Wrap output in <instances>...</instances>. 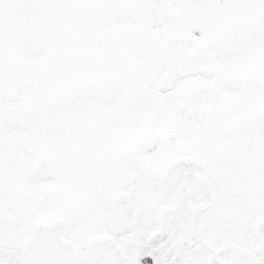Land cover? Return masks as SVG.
<instances>
[{
    "label": "snow or ice",
    "instance_id": "6c2138e0",
    "mask_svg": "<svg viewBox=\"0 0 264 264\" xmlns=\"http://www.w3.org/2000/svg\"><path fill=\"white\" fill-rule=\"evenodd\" d=\"M0 264H264V0H0Z\"/></svg>",
    "mask_w": 264,
    "mask_h": 264
}]
</instances>
